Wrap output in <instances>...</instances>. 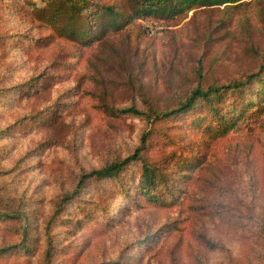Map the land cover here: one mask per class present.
Returning a JSON list of instances; mask_svg holds the SVG:
<instances>
[{
    "label": "rangeland",
    "instance_id": "374dc122",
    "mask_svg": "<svg viewBox=\"0 0 264 264\" xmlns=\"http://www.w3.org/2000/svg\"><path fill=\"white\" fill-rule=\"evenodd\" d=\"M15 2L0 0V88L9 95L0 99V214L14 215H0V247L19 241V209L34 239L30 255L10 250L0 264H42L41 234L55 202L81 171L134 153L148 131L145 157L170 151L204 157L206 168L182 179V200L170 207L134 203L116 182L93 183L81 195L84 210L68 206L66 216L80 219L94 202L109 218L89 215L93 222L79 227L61 220L56 246L75 247L74 264H261L264 123L212 140L183 119L151 131L140 115L109 109L172 106L198 81L228 83L257 69L264 55V0L203 6L172 21L139 18L89 48L66 37L34 45L29 37L47 32L35 27L29 7L19 11ZM73 53L79 60L72 64ZM35 75L26 96L16 93V85ZM251 86L254 92L262 87ZM53 104L57 112L49 122L17 130V119L44 109L50 115ZM138 168V160L130 161L125 179L134 182ZM150 230L156 234L142 241Z\"/></svg>",
    "mask_w": 264,
    "mask_h": 264
},
{
    "label": "trees",
    "instance_id": "16d2710c",
    "mask_svg": "<svg viewBox=\"0 0 264 264\" xmlns=\"http://www.w3.org/2000/svg\"><path fill=\"white\" fill-rule=\"evenodd\" d=\"M239 1L241 0H16L15 3L19 11L29 7L34 15L35 27L47 32L44 36L37 38L29 37L34 45L42 47L46 46L47 41L52 37H66L81 48H89L96 43H104L107 37L121 31L139 18L172 21L176 16H183L195 8L213 5L232 6ZM78 55L79 53L71 55L72 64L79 60ZM81 56H79L80 59ZM38 77L39 75L31 76L28 80L16 85V93L26 96ZM252 84H261L262 87L254 92ZM8 96L0 88V99L6 101ZM57 107L58 104L51 105L50 115H46L45 112L48 109H44L17 119V130L49 122L52 115H56ZM109 110L116 114L140 115L148 120L151 131H157V126L164 125L169 120L183 119L197 129L201 138L207 135L212 140L225 137L233 129H241L245 126L255 128L264 123V55L260 57L257 69L247 73L242 79H234L228 83L208 84L198 81L184 94L179 95L172 106L164 108L149 106L148 112L134 105L120 109L110 107ZM2 131L5 130L0 129V132ZM150 137V132H145L140 144L130 156L117 158L88 172L81 171L75 177L72 189L59 197L51 215L44 221L41 234L42 264H74L75 247L68 249L72 252V255L68 256L70 251L56 246L59 232L55 226H59L61 220H73L76 223H74L75 226L79 227L80 222L84 225L93 222L94 217L86 219L89 215L96 214V217L104 220L109 218L106 207L97 208L94 202L90 205L92 206L90 212L86 211V215L81 216L80 219L66 216L68 206L74 205L78 210H84L81 204H84L86 200L81 195L86 193L93 183L116 182L118 191L134 203L140 200L155 207H170L182 200L184 193L181 187L184 183L182 179L189 178L190 172L206 168L203 166L204 157L195 151L185 154L170 151L160 157H145L142 151L146 149L147 143L150 145L151 142H148ZM135 159L139 161V173L133 182L125 179V172L129 162ZM175 174L180 177H175ZM130 187L134 189L133 196L128 195ZM17 212L21 214L16 219L20 223L16 227L17 233H20V239L14 245L0 247V257L10 250H14L15 253L27 252L26 256L33 251L34 238L31 231L23 225L24 211L19 209ZM0 215L5 218H14V215L11 217L6 213ZM166 227V223L161 224L158 231L163 232ZM155 234L154 230L147 231L142 241H149ZM206 243L211 247L217 246L209 241ZM57 254L63 259H58ZM260 262L264 264V256Z\"/></svg>",
    "mask_w": 264,
    "mask_h": 264
}]
</instances>
